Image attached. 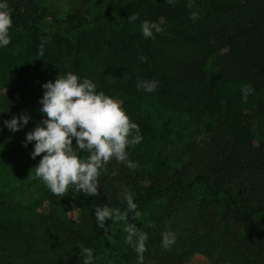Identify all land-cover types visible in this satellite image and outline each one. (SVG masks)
I'll return each instance as SVG.
<instances>
[{
  "label": "trees",
  "instance_id": "16d2710c",
  "mask_svg": "<svg viewBox=\"0 0 264 264\" xmlns=\"http://www.w3.org/2000/svg\"><path fill=\"white\" fill-rule=\"evenodd\" d=\"M8 3L11 42L0 51H11L21 42V69L15 67V59L7 64L11 75L2 86L6 93H0V111H8L0 113V126L25 112L31 120L16 133L6 128L0 132V145L14 157L21 155L22 167L34 168L40 159H31L33 145L24 147L22 142L41 120V85L67 72L92 80L98 91L118 101L139 126L142 138L147 135L145 100L166 99L170 110L180 114L191 129L201 125L203 106L210 109L218 104L216 89L222 81L247 84L253 90L250 95L260 97L256 115L264 120V0H113L103 16L86 21L72 15L64 25L48 16L35 0ZM193 11L199 13L196 21L189 18ZM133 13L139 18L129 23ZM143 21L157 22L164 31L145 39L140 29ZM87 60L95 64L92 75ZM207 69L210 77L206 79ZM139 79L157 80L159 85L148 94L137 90ZM235 122L230 133L216 126L204 137L197 135L186 142L162 176L147 170L140 162L138 145L132 146L127 151L136 168L111 160L98 178L97 196L72 187L62 197L54 196L34 178L0 189V205L21 209L22 216L30 215L40 201L31 197V191L43 190L40 198L51 209L34 226L46 230L45 234L41 231L36 238L34 228L28 235L21 232L17 264H82L80 249L59 244L58 237L61 234L63 243L67 229L54 217L56 212L74 210L82 213L88 233L83 246L94 250L95 264H134L137 254L124 243L123 222L107 221L106 236L105 229L96 226L94 215L99 205L124 210V187L134 194L142 213L130 222L148 235L144 263H184L183 257L161 252V235L156 229L161 218L188 207L195 211L197 222L206 217L222 228L227 248L237 260L264 264V140L255 142L249 119L237 116ZM154 204L159 206V216L151 209ZM9 234L12 242L19 240L16 233ZM1 260L5 258L0 253Z\"/></svg>",
  "mask_w": 264,
  "mask_h": 264
},
{
  "label": "clouds",
  "instance_id": "9594fccd",
  "mask_svg": "<svg viewBox=\"0 0 264 264\" xmlns=\"http://www.w3.org/2000/svg\"><path fill=\"white\" fill-rule=\"evenodd\" d=\"M166 2L173 3L174 0ZM138 18L133 13L128 16V22L133 23ZM189 18L196 21L199 13L193 11ZM11 27L8 0H0V48H6L10 44ZM140 29L145 39H154V33L164 31L161 24L154 21H143ZM40 54H43V44L40 46ZM139 59L141 62L147 60L144 56ZM158 85L157 80L139 79L136 88L151 94ZM41 87L43 96L38 101L41 120L33 130L26 133L22 144L24 147L33 145L30 158L40 159L30 174L34 170L33 178L42 182L52 195L62 197L70 187L87 196L99 195L98 178L113 159L129 169L136 168L137 165L129 159L127 150L138 145L142 136L139 126L131 121L118 101L103 91H98L97 84L92 80L81 78L73 72L59 75L54 81L43 83ZM252 91L251 88L242 89L241 98L244 102H247ZM30 120L31 117L26 112L18 117L13 116L3 122L0 132L6 128L16 133L27 126ZM81 153L86 155L81 156ZM116 174L115 171L112 172L113 176ZM122 200L126 204L124 210L107 204L97 206L94 210L96 226L105 229V235L108 236L105 227L107 221L112 224L123 222V231L126 233L124 243L136 252V264H144L143 254L148 235L130 222V219H139L142 213L134 200V194L126 187L123 188ZM175 242L174 232L161 234V246L165 251ZM80 257L82 264H95L97 259L94 250L83 245L80 246Z\"/></svg>",
  "mask_w": 264,
  "mask_h": 264
},
{
  "label": "rangeland",
  "instance_id": "374dc122",
  "mask_svg": "<svg viewBox=\"0 0 264 264\" xmlns=\"http://www.w3.org/2000/svg\"><path fill=\"white\" fill-rule=\"evenodd\" d=\"M35 1L47 10L48 16L59 20L61 25H64L67 17L72 15H78L86 21L103 16L107 5L113 0ZM12 59L16 60L15 67L21 69V42L11 51H0V93H6L2 86L7 77L11 75L7 64ZM86 63L88 72L92 75L95 71V64L89 60ZM204 72L206 79L210 77L208 69ZM245 88H249V86L244 83L222 81L216 89L218 104L210 109H205L203 106L205 116H202L201 125L191 129L187 127L180 114L170 110L166 99L145 100L142 109H145L143 118L145 119L144 127L147 135L142 138L137 146L138 154L142 155L140 162L144 164L147 170L162 176L165 170L178 159L177 154L182 151L186 142L192 141L197 135L204 137L212 132L216 126H222L227 133H230L237 125L235 122L237 116L249 119L256 143L263 141L264 120L256 115L260 97L249 95L247 102H244L241 97L242 89ZM13 155L9 153V149L0 145V189L2 190L11 189L21 182H31L34 176V170L30 174L33 168L21 166V155L19 157ZM30 195L31 197H38L40 201L28 216H22L21 209H11L8 206L0 205V222L4 225L0 227L2 235V237L0 236V253L5 258V260L0 261V264H17L19 262L17 246L21 241V232L26 235L32 233L35 223L51 212L49 205L40 198L44 197L43 190L40 192L31 191ZM64 199L73 202L71 196H66ZM151 209L155 216H159L158 204L152 205ZM195 216V211L186 207L179 208L171 215L161 218L159 229L156 231L160 235L169 231L176 235L175 244L167 251L163 249L161 252L170 253L179 258L183 257L185 260L183 264H243L228 250L222 228L213 224L206 217L197 222ZM54 217L60 220L67 229L66 235L63 236V243L60 239L61 234L59 237L57 236L59 244H64L68 248L80 249L88 235L85 231L81 211L56 212ZM151 227L153 228L154 225ZM34 229L37 232L36 238L41 235V231L44 234L47 232L43 229ZM9 232L16 233L19 240L12 242ZM55 241L53 242L55 243ZM54 246H57V243ZM134 264H136V260Z\"/></svg>",
  "mask_w": 264,
  "mask_h": 264
}]
</instances>
